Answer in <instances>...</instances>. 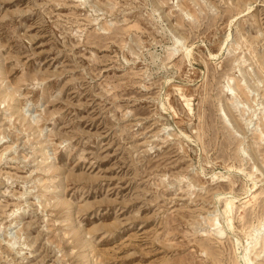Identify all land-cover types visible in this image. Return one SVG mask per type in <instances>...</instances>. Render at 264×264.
<instances>
[{"label":"rangeland","instance_id":"374dc122","mask_svg":"<svg viewBox=\"0 0 264 264\" xmlns=\"http://www.w3.org/2000/svg\"><path fill=\"white\" fill-rule=\"evenodd\" d=\"M250 263L264 0H0V264Z\"/></svg>","mask_w":264,"mask_h":264},{"label":"bare ground","instance_id":"6f19581e","mask_svg":"<svg viewBox=\"0 0 264 264\" xmlns=\"http://www.w3.org/2000/svg\"><path fill=\"white\" fill-rule=\"evenodd\" d=\"M221 47V46H220ZM189 49V48H188ZM185 50V49H184ZM185 53H188V50H187V52H185ZM190 53V52H189ZM188 53V54H189ZM241 91V90H240ZM11 94V93H10ZM9 95V93L8 92H6L5 94H2V96H8ZM10 96V95H9ZM182 96V95H181ZM186 103V102H185ZM11 107V106H10ZM16 112V111H15ZM256 126H258V124L256 125ZM256 181V180H255ZM250 188V187H249ZM248 191V190H247ZM231 199L230 198H226L225 199V201H224V208H228L229 206H230V204H231ZM225 211V210H224ZM230 226V225H229ZM232 226V225H231ZM221 229V228H220ZM220 229H218L217 231L218 232H221V230ZM229 229H230V227H229ZM259 232V231H258ZM257 233V232H256ZM256 235V234H255ZM256 238V237H255ZM235 239V238H234ZM256 240H257V238H256ZM249 249V248H248ZM247 251V250H246ZM246 254V253H245ZM257 254V253H256ZM245 258V257H244ZM246 260V259H245ZM246 262V261H245ZM252 262V261H251ZM251 264V263H250ZM255 264V263H254Z\"/></svg>","mask_w":264,"mask_h":264}]
</instances>
